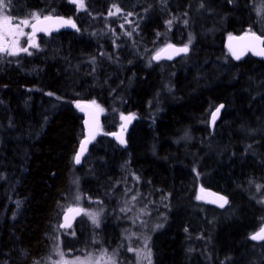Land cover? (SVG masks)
<instances>
[{
  "label": "trees",
  "instance_id": "1",
  "mask_svg": "<svg viewBox=\"0 0 264 264\" xmlns=\"http://www.w3.org/2000/svg\"><path fill=\"white\" fill-rule=\"evenodd\" d=\"M5 3L8 16L61 15L78 30L0 54V264L45 256L74 177L103 221L92 235L80 218L64 249L92 241L114 249L141 201L162 217L153 264H264V241L247 239L264 225V60L234 61L225 47L231 35L264 38V0ZM164 41L187 45L188 55L152 62ZM93 101L101 133L75 166L84 134L74 104ZM122 117L132 118L125 148L107 136ZM198 187L225 195L228 206H207Z\"/></svg>",
  "mask_w": 264,
  "mask_h": 264
},
{
  "label": "rangeland",
  "instance_id": "2",
  "mask_svg": "<svg viewBox=\"0 0 264 264\" xmlns=\"http://www.w3.org/2000/svg\"><path fill=\"white\" fill-rule=\"evenodd\" d=\"M3 13L7 15L5 9ZM36 16L38 15L36 14ZM9 17L11 18V26L8 28H0V45L6 43V55L13 56L9 54V52H15V55L21 52L28 53L30 50L39 48L41 39H26L28 25L32 20L36 19L33 13L23 12L20 16ZM23 20H27L28 24H21L20 22ZM16 25H19V29L23 32L22 35L17 31ZM43 42L50 45L54 44V41L49 38ZM167 43L168 42L164 41L161 46L157 47L154 53ZM25 48L27 51H21V49ZM93 105L97 108L99 114L102 115V111L95 104ZM131 119V117H123L122 124ZM121 126L122 125H119L117 130H119ZM80 164L81 162L76 163L75 161V166ZM70 184L68 201L63 211L73 207L81 208L82 217L80 223L91 228L92 235H95L93 233H96L101 228L100 226L103 221L102 213L97 210L96 205L89 200H86L83 204V196L77 177L72 178ZM142 204L143 202L141 201L133 203L132 208L134 210V216H136L135 218H129L128 221H130V226L124 225L120 227L121 239L114 249H109L106 246L97 248L93 246L95 241H92L90 246H86L87 248L81 247L75 250L64 249L63 241L68 238H74L75 229L68 231L58 230L55 233L54 240L49 250L36 264H149V260L151 264H153L151 249L152 232L155 226H158L157 222L162 220V217H157L152 212H149ZM93 215L96 217L97 223L93 222ZM111 244L115 245L113 242Z\"/></svg>",
  "mask_w": 264,
  "mask_h": 264
},
{
  "label": "water",
  "instance_id": "3",
  "mask_svg": "<svg viewBox=\"0 0 264 264\" xmlns=\"http://www.w3.org/2000/svg\"><path fill=\"white\" fill-rule=\"evenodd\" d=\"M44 17H51V19L44 20ZM63 20H69V19L61 15H46V16L40 17L39 20L37 19L32 20L28 25V32H27L26 38L27 39H31L34 37L47 38L51 35H56L61 32H76L78 30V27L74 20L70 19L72 21V24L75 25V27H72L69 24H62L61 21ZM33 25H35L36 29H40V30L34 31ZM256 37H259V39H256ZM0 47L5 48L6 50V43L0 45ZM184 47L185 45H175V44L169 43L161 47L157 52H155L151 56V60L154 63H159L162 61L174 62L177 59L188 55L189 48L187 52L177 51V49H181ZM225 47L234 61H239L243 59L247 54H251L259 60H264V55L257 54L261 52L262 50H264V38L255 33H244L240 35H231L226 39ZM3 52L4 51H0V54ZM233 53L240 55V58L236 59ZM158 54H159V59H156L155 57H157ZM78 105L80 107H78ZM74 107L79 112V114L82 116V128H83V134H84L83 139L79 142L77 146L75 156L78 152H80L82 142L87 141L83 154L80 158V161H82L87 154V150L92 145L96 137L100 134L101 115L99 114L97 108L93 104H90V103L79 102V103H75ZM218 108H219V112L216 114L215 120H213V113H216V110ZM222 110H223V104H219L211 112L210 117H209L210 127H213L219 121ZM130 126H131V121H127L123 123V125L121 126L119 130L112 131L108 133L107 136L118 147L125 148L127 144L126 135L129 131ZM121 140H123V143H121ZM197 196L204 204H206L207 206L216 208V209H220V210L225 209L229 204V199L225 195L218 193L210 188L198 187ZM218 197H224L227 200V203L224 204L223 207H220L221 202L218 200ZM71 209L72 211H69L70 210L69 209V210L64 211L61 214L58 228L62 231L70 230L74 226L76 221L82 215V209L78 207H73ZM262 227H264V225ZM258 231L250 234L247 237L248 241L255 243V244L262 243L264 240H252L250 238L253 234L257 233Z\"/></svg>",
  "mask_w": 264,
  "mask_h": 264
},
{
  "label": "snow or ice",
  "instance_id": "4",
  "mask_svg": "<svg viewBox=\"0 0 264 264\" xmlns=\"http://www.w3.org/2000/svg\"><path fill=\"white\" fill-rule=\"evenodd\" d=\"M72 2L73 3H76L79 8H83L84 7L83 0H72ZM7 7H8V4L5 3V0H0V28H8V27L11 26V18L9 16H7V15H4V13H3V10L5 8H7ZM116 11H119V9H117ZM110 14H112V13H110ZM33 16L37 20H39V17L36 16L35 13H33ZM49 19H51V17H44V20H49ZM20 23L21 24H24V25H27L28 24V21L27 20H23ZM61 23L62 24H69L72 27H75V25L72 24V21L70 19L69 20H63V21H61ZM16 29H17V31L20 32L21 35L23 34L22 30L19 29V25H16ZM33 29H34V31L40 30V29H36L35 25H33ZM256 39H259V37H256ZM33 46H35V45H33ZM169 47H171V46H169ZM0 51H5V48L0 47ZM21 51H27V49L26 48L25 49H21ZM177 51L178 52H187L188 51V47H187V45H185L184 48L177 49ZM9 54L15 55V52H9ZM257 54L258 55H264V50H262L261 52H259ZM233 55L236 57V59H239L240 58V55H237L236 53H233ZM155 58L156 59H159V54ZM92 103L95 104L94 101ZM78 107H80V106L78 105ZM218 112H219V108L216 110V113H213V120H215L216 114ZM122 119H123V117H122ZM86 142L87 141L82 142V144H81V150L75 156L76 163H79L80 162V158H81V156L83 154V151H84ZM121 143H123V140H121ZM218 200L221 202L220 203V207H223L224 204L227 203V200L224 197H218ZM69 211H72V209H70ZM92 219H93V222L94 223H97L96 217L94 215L92 216ZM250 238L252 240H264V227H262L257 233L253 234ZM149 256H150V253H149ZM149 264H151L150 260H149Z\"/></svg>",
  "mask_w": 264,
  "mask_h": 264
},
{
  "label": "bare ground",
  "instance_id": "5",
  "mask_svg": "<svg viewBox=\"0 0 264 264\" xmlns=\"http://www.w3.org/2000/svg\"><path fill=\"white\" fill-rule=\"evenodd\" d=\"M182 32V31H181ZM183 33V32H182ZM187 34V33H186ZM163 35H165V34H163ZM168 35H169V33H168ZM173 35V34H172ZM52 36V35H51ZM170 36V35H169ZM173 37V36H172ZM182 37V36H181ZM174 38V37H173ZM158 40V42L160 41L159 39H157ZM156 40V41H157ZM166 40V39H165ZM172 40V39H171ZM173 41H175V39L173 40ZM169 42V41H168ZM176 43V42H175ZM195 73V72H194ZM194 73H192V74H194ZM189 76H192L191 74L189 75ZM193 77V76H192ZM189 80V79H188ZM183 85V84H182ZM185 85H186V83H185ZM254 138V137H253ZM122 181V180H121ZM127 186H129V185H127ZM161 203V202H160ZM157 205V204H156ZM154 208V207H153ZM157 208H158V205H157ZM155 209V208H154ZM165 220H167V219H165Z\"/></svg>",
  "mask_w": 264,
  "mask_h": 264
},
{
  "label": "flooded vegetation",
  "instance_id": "6",
  "mask_svg": "<svg viewBox=\"0 0 264 264\" xmlns=\"http://www.w3.org/2000/svg\"><path fill=\"white\" fill-rule=\"evenodd\" d=\"M7 42V41H6Z\"/></svg>",
  "mask_w": 264,
  "mask_h": 264
}]
</instances>
